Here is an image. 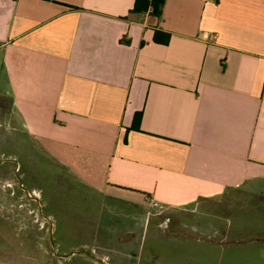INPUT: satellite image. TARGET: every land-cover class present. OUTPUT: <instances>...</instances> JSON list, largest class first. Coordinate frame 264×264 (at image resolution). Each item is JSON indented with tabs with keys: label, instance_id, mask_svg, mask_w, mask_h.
<instances>
[{
	"label": "crops",
	"instance_id": "0c3cea01",
	"mask_svg": "<svg viewBox=\"0 0 264 264\" xmlns=\"http://www.w3.org/2000/svg\"><path fill=\"white\" fill-rule=\"evenodd\" d=\"M135 3L0 0V94L56 264H178L202 203L264 181V0Z\"/></svg>",
	"mask_w": 264,
	"mask_h": 264
},
{
	"label": "rangeland",
	"instance_id": "374dc122",
	"mask_svg": "<svg viewBox=\"0 0 264 264\" xmlns=\"http://www.w3.org/2000/svg\"><path fill=\"white\" fill-rule=\"evenodd\" d=\"M2 72L4 74L0 64V74ZM9 103V99L0 94V264H56L52 229L42 211L38 191L30 189L24 179L23 142L18 137L20 132L11 131ZM9 134L16 136L14 145L8 141ZM247 187L249 191H239L235 197L224 195L208 206L202 203L199 210L207 213L206 225L202 224L200 229L189 226L190 230L198 232L199 241L185 242L186 246L194 248L186 252L183 260L176 261L178 264H264V240L256 238L264 234L261 229L264 227V181ZM153 201L160 207V202ZM208 207L220 209L218 220L212 218ZM194 215L186 219L189 224ZM220 230L222 237L215 238L214 231L218 235ZM237 239L238 244L231 243ZM76 241L86 242V239ZM151 248L154 255L174 252L170 244H160L156 251Z\"/></svg>",
	"mask_w": 264,
	"mask_h": 264
},
{
	"label": "trees",
	"instance_id": "16d2710c",
	"mask_svg": "<svg viewBox=\"0 0 264 264\" xmlns=\"http://www.w3.org/2000/svg\"><path fill=\"white\" fill-rule=\"evenodd\" d=\"M164 3V0H136L135 6L133 8L134 11H146L149 6L153 8V11L157 14L160 13V7ZM140 120V116L138 115V121ZM264 229V227H261ZM256 234V233H255ZM256 236V235H255ZM256 238H264L263 236H257Z\"/></svg>",
	"mask_w": 264,
	"mask_h": 264
},
{
	"label": "built area",
	"instance_id": "2783aa9c",
	"mask_svg": "<svg viewBox=\"0 0 264 264\" xmlns=\"http://www.w3.org/2000/svg\"><path fill=\"white\" fill-rule=\"evenodd\" d=\"M151 205L155 207V206H157V203L153 201V202H151Z\"/></svg>",
	"mask_w": 264,
	"mask_h": 264
}]
</instances>
